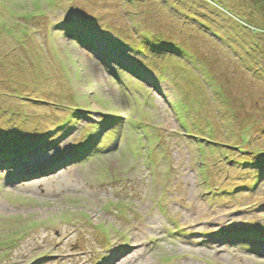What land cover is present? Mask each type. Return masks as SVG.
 Instances as JSON below:
<instances>
[{"label":"rangeland","instance_id":"obj_1","mask_svg":"<svg viewBox=\"0 0 264 264\" xmlns=\"http://www.w3.org/2000/svg\"><path fill=\"white\" fill-rule=\"evenodd\" d=\"M213 2L0 0V264H264V44L233 59Z\"/></svg>","mask_w":264,"mask_h":264},{"label":"trees","instance_id":"obj_2","mask_svg":"<svg viewBox=\"0 0 264 264\" xmlns=\"http://www.w3.org/2000/svg\"><path fill=\"white\" fill-rule=\"evenodd\" d=\"M243 1L246 2V3L244 2L245 6H242ZM243 1L236 0L234 5H233L234 1H232V0H225V2L224 1L220 2L219 0H214L213 5H211V6L215 10L211 9V8L208 9L207 7L205 8V5H200L198 3V5L201 6L200 9H208L209 11H215L214 14L217 15L216 18L209 16V14L207 15L208 16L207 19H204L205 18L204 16H203L204 18H199L198 15L204 14L203 12L202 13L199 12L197 14V16H193L192 14L186 15V16H189V18L191 20H197V22H203L202 26H204L206 29H208V31H210V33L213 32V33H211V35H214L213 40L214 41H216V40L220 41L221 45L226 47V48H224V47L223 48L227 51V53H229V52L233 53L232 58L235 59L236 61L242 60V59L250 56L251 54L254 55V52H255V46L254 45H257L260 43L264 44V25L262 24L263 22L261 21V19L259 17H257V15L254 14V11H252L254 6L256 7L255 2L253 0H252L253 3L251 2V0H249V1L243 0ZM141 9H142V6H141ZM218 9H219V11H218ZM139 11H140V6H138L137 4L134 3V12H139ZM182 12H184V10H182ZM226 12H228L229 15H231V16L229 17L226 14ZM195 18H197V19H195ZM230 20H231L232 24L230 23ZM233 20H236V22H234ZM237 21H239V22H237ZM257 21L259 22V24L257 23ZM215 23L218 24L216 27L214 26ZM225 26H228V27L232 26L233 31H231V34L228 32H223V30H227V29H224ZM244 31H248L245 35L247 38L241 36V34L244 33ZM140 32H144V34L148 35V28H147V31H140ZM205 34H207V33H205ZM163 39H165V38L160 37L159 42ZM169 44H171L172 46L174 45L170 42L167 45H169ZM174 46L177 48H180L177 45H174ZM215 47H217V45H214V48ZM202 49L200 51V54H203L205 56V57H203V61L205 63L204 68L207 69L211 64L210 59H208L210 57V55H206ZM216 50L217 49L215 48V51ZM217 56H218V52L216 51L215 54H212L211 58H214ZM254 62L255 61L250 62L251 63L250 66H253ZM263 76H264V74H263ZM109 116H110L109 114H106V117L104 118V120L101 121L102 125H104V124L108 125L107 122L121 120V118L118 115L112 116L111 120H108V118H110ZM118 123H120V122H118ZM95 126H88V129L87 128L83 129V131H84L83 139L77 145L74 146L77 149V152H80L81 155H83V156L88 153V150H87L88 146H91L94 144V142H97V140L100 136V132L102 130V127H99L97 129L94 136L91 134V130L93 127L95 128ZM14 140H15V136L13 135L12 139H11V145L6 146L10 151V153H9L10 159H13V157H15L13 155L30 151L33 148H35V145L36 146L38 145V144L33 143V144H26V145H20V146H18V144H17V146H16V145L12 144V142ZM198 143H199V145L203 144L202 142H198ZM248 143H249L248 138H247L246 144L243 141V144L246 145V147H248ZM209 147H211V146H209ZM239 150H242L241 147L239 148ZM11 163L13 164V162H11ZM261 163L264 164V161H262ZM261 171H262V175H264V168H262ZM261 171L256 172V175L261 176Z\"/></svg>","mask_w":264,"mask_h":264},{"label":"clouds","instance_id":"obj_3","mask_svg":"<svg viewBox=\"0 0 264 264\" xmlns=\"http://www.w3.org/2000/svg\"><path fill=\"white\" fill-rule=\"evenodd\" d=\"M133 127H134V126H133ZM140 129H141V128H139V130H140ZM73 148H74V149H73V154H74L75 156L78 155L79 152H76L77 150H75V149H76L75 147H73ZM149 150H150V149H147V151H146L148 154H149V152H148ZM108 152H110V150H109ZM149 155H150V154H149ZM98 156H103V155L98 154ZM198 156H199V155H198ZM103 157H104V156H103ZM85 158H86V157H85ZM104 164H106V165L108 164V163H106V159H105V161H104ZM101 165H102V164H101ZM98 167H100V166H98Z\"/></svg>","mask_w":264,"mask_h":264}]
</instances>
